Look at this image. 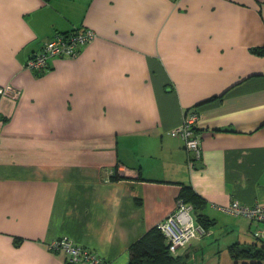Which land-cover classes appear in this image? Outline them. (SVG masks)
Here are the masks:
<instances>
[{
    "label": "crops",
    "instance_id": "crops-1",
    "mask_svg": "<svg viewBox=\"0 0 264 264\" xmlns=\"http://www.w3.org/2000/svg\"><path fill=\"white\" fill-rule=\"evenodd\" d=\"M89 27L75 57L41 72L29 56L57 32ZM264 0H0V264L69 263L66 236L105 264L176 207L184 185L208 228L174 255L234 261L264 245L226 210L264 204ZM196 112L200 155L169 131ZM116 174L117 179L111 176ZM188 204V203H187ZM191 205V204H189ZM264 264V262H262Z\"/></svg>",
    "mask_w": 264,
    "mask_h": 264
},
{
    "label": "built area",
    "instance_id": "built-area-1",
    "mask_svg": "<svg viewBox=\"0 0 264 264\" xmlns=\"http://www.w3.org/2000/svg\"><path fill=\"white\" fill-rule=\"evenodd\" d=\"M96 36L93 29L79 27L66 32H57L42 44L41 48L33 52L25 62V67L34 72H41L48 66L52 57H75L79 50L91 42ZM1 95L17 96V91L9 84L0 87ZM197 120L196 112L185 114L179 125L172 128V136H180L185 148L195 157L200 155L199 134L195 132L194 124ZM191 205L178 199L175 209L164 219L156 223L169 242V251H176L185 246L191 239L199 234L198 226L191 214ZM234 215L247 218L257 226L254 236L264 241V204H245L234 200L226 208ZM51 251L62 250L69 263L86 262L87 264H105V261L94 251L76 244L68 237L63 236L49 242Z\"/></svg>",
    "mask_w": 264,
    "mask_h": 264
},
{
    "label": "trees",
    "instance_id": "trees-1",
    "mask_svg": "<svg viewBox=\"0 0 264 264\" xmlns=\"http://www.w3.org/2000/svg\"><path fill=\"white\" fill-rule=\"evenodd\" d=\"M253 51L264 54V47H255ZM111 178L117 179L118 176L113 174ZM178 199L191 204L195 220L201 223L203 228H208L214 222L201 211L204 206V199L192 191L191 187L184 185ZM128 251L130 264H187L183 256L174 255L169 251V242L157 225L151 227L143 236L132 242ZM227 251L236 262L242 261L244 264H262L264 262V245H244L233 242L227 246Z\"/></svg>",
    "mask_w": 264,
    "mask_h": 264
},
{
    "label": "rangeland",
    "instance_id": "rangeland-1",
    "mask_svg": "<svg viewBox=\"0 0 264 264\" xmlns=\"http://www.w3.org/2000/svg\"><path fill=\"white\" fill-rule=\"evenodd\" d=\"M215 247H217V243L215 242V240L207 243L205 242V264H216V259L213 260V258H209V256H215L217 254V252L212 251Z\"/></svg>",
    "mask_w": 264,
    "mask_h": 264
}]
</instances>
